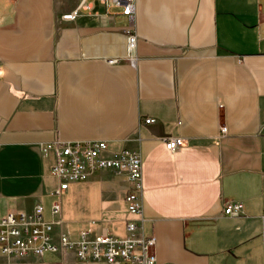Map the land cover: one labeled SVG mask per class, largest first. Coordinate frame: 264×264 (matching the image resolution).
<instances>
[{"label": "crops", "instance_id": "1", "mask_svg": "<svg viewBox=\"0 0 264 264\" xmlns=\"http://www.w3.org/2000/svg\"><path fill=\"white\" fill-rule=\"evenodd\" d=\"M78 2L0 0V216L37 202L52 216L44 144L106 139L141 150L157 264H264V0H137L136 65L121 8L64 19ZM172 136L187 143L171 150ZM128 187L112 170L72 182L61 228L125 235Z\"/></svg>", "mask_w": 264, "mask_h": 264}, {"label": "built area", "instance_id": "2", "mask_svg": "<svg viewBox=\"0 0 264 264\" xmlns=\"http://www.w3.org/2000/svg\"><path fill=\"white\" fill-rule=\"evenodd\" d=\"M137 0H79L77 6L62 15L72 19L82 12H91L96 2L107 7L117 6L130 19L127 30V57L131 64L138 61V34L134 27V14ZM118 57L110 58L117 62ZM154 117L145 118L153 122ZM222 132L228 131L223 124ZM131 139V138H130ZM187 143L183 136H172L166 140L167 147L174 150ZM42 150H54L56 161L52 174L58 186L52 191L55 196L52 216H45V206L37 202L31 210H8L0 216V264H25L33 255L45 257L48 253L59 254L58 262H66L65 256L73 254L84 264H157V238L147 234L143 222L144 172L143 158L139 147L122 146L113 148L106 139H56L43 145ZM112 170L125 175L129 187L125 200L129 211L136 217L126 222V234L118 235L108 228L94 230L84 228L77 235L63 230L62 193L72 182L88 180L97 172ZM243 209L240 200L228 201L226 214L237 216ZM262 238L264 242V209Z\"/></svg>", "mask_w": 264, "mask_h": 264}, {"label": "rangeland", "instance_id": "3", "mask_svg": "<svg viewBox=\"0 0 264 264\" xmlns=\"http://www.w3.org/2000/svg\"><path fill=\"white\" fill-rule=\"evenodd\" d=\"M63 204H64V208L66 206V198H63ZM69 220H71V227H80L83 226L82 223L80 222L81 220L77 221L76 219H72V218H67ZM75 259H77L73 254L65 256L66 259V263L71 261V262H75ZM60 259V255L59 254H54V253H48L45 257H41V256H37V255H33L31 257H29V262L25 263V264H61L60 262H58V260ZM78 261V259H77Z\"/></svg>", "mask_w": 264, "mask_h": 264}]
</instances>
